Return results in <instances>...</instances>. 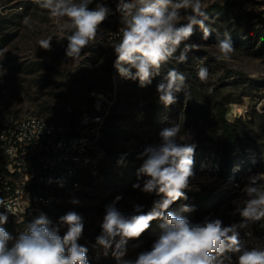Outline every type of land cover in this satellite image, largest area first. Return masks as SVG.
Segmentation results:
<instances>
[{"label": "rangeland", "instance_id": "374dc122", "mask_svg": "<svg viewBox=\"0 0 264 264\" xmlns=\"http://www.w3.org/2000/svg\"><path fill=\"white\" fill-rule=\"evenodd\" d=\"M112 1L118 0H93L89 8ZM202 4L212 35L203 40L201 29L195 27L187 43L201 48L188 52L185 63L169 61L151 84L141 87L138 80L123 78L114 67L113 47L120 42V30L103 22L96 42L73 59L65 54L70 33L61 27L64 21L57 24L34 0H0V115L43 117L63 126L78 123L83 111L101 116L97 171L74 197L78 203L71 200L45 213L53 225L68 211L81 215L84 230L78 243L88 248V264H135L139 253L150 250L162 233V221L151 222L138 239L128 242L127 254L120 259L111 250L105 255L96 244L105 208L117 196L122 199L116 207L129 215L134 205H142L147 212L162 198L144 194L133 184L138 182L143 163L140 154L147 146L158 145L159 133L174 124L196 149L187 198L175 202L170 210L179 212L181 205L194 206L192 213L180 214L193 222L211 215L220 218L224 226H239L243 218L236 208L247 199L243 189L249 178L261 174L258 186L264 187V15L250 14L254 9L246 0H202ZM187 12L190 10H181V15ZM25 17H30L31 27L23 23ZM226 36H230L234 51L229 60L222 61L217 59V43ZM48 38L51 48L45 50L39 41ZM202 65L209 71L206 82L197 76ZM171 68L184 73L186 85L176 94V103L165 107L156 89ZM97 99L102 101L100 106ZM218 100L227 104L226 118L237 134L233 151L227 154L233 163L230 169L222 168L226 145ZM140 182L142 186V178ZM33 219L9 220L4 228L17 237ZM258 223L264 227V220ZM256 224L238 227L240 239L246 228ZM66 231V226L60 227L59 234ZM233 261L235 264V255Z\"/></svg>", "mask_w": 264, "mask_h": 264}, {"label": "clouds", "instance_id": "9594fccd", "mask_svg": "<svg viewBox=\"0 0 264 264\" xmlns=\"http://www.w3.org/2000/svg\"><path fill=\"white\" fill-rule=\"evenodd\" d=\"M34 2L47 10L57 24L64 21L61 27L70 33L66 36L65 54L73 59L96 42L100 26L111 12L103 3L90 9L93 0ZM181 10L190 12L182 16ZM116 11L122 17L123 27L120 42L113 47L114 67L123 78L138 80L141 87L151 84L169 61L174 60L177 65L185 63L188 52L201 48L198 44L187 43L195 27L201 29L203 40L212 35L206 24L209 17L202 0H118ZM23 23L31 27L30 17H25ZM39 46L50 50L51 38L41 39ZM217 48L220 53L217 59L229 60L234 51L230 36L218 40ZM197 76L206 82L208 68L199 67ZM185 85L184 73L177 68L169 69L157 85L159 101L165 107L176 103V94L183 92ZM159 135L160 143L147 146L138 157L143 163L133 188L162 198L154 201L147 212L142 205H134L130 215L116 207L121 196L107 205L102 231L96 238L104 254L111 250L114 257L123 258L128 242L138 239L150 228L151 222L161 220L162 233L150 250L139 253L135 264H234L233 255L236 256L235 264H264V248L258 245L249 248L237 231L238 227L264 220V187L258 186L261 174L250 177L243 189L247 199L240 202L242 207L236 208L243 218L241 225L224 226L220 218L211 215L193 222L180 213H192L194 206L181 205L179 212L170 209L178 200L187 198L185 191L190 190V178L194 175L196 145L186 142V134L181 137L178 124L163 129ZM0 207L5 209L0 212V225H4L8 214H13V201L0 198ZM63 226L67 231L61 236L59 232ZM83 230V218L75 211L59 217L57 225L41 212L17 237L0 226V264H88V248L78 243ZM9 242H12L11 247Z\"/></svg>", "mask_w": 264, "mask_h": 264}, {"label": "built area", "instance_id": "2783aa9c", "mask_svg": "<svg viewBox=\"0 0 264 264\" xmlns=\"http://www.w3.org/2000/svg\"><path fill=\"white\" fill-rule=\"evenodd\" d=\"M246 1L264 15V0ZM117 3H104L111 9L104 23L120 30L123 21ZM101 103L97 99L96 105ZM100 120L88 111L70 126L43 117L0 115V198L13 201L8 221L35 218L74 199L98 168ZM242 240L249 248H264V227L257 222L246 228Z\"/></svg>", "mask_w": 264, "mask_h": 264}, {"label": "trees", "instance_id": "16d2710c", "mask_svg": "<svg viewBox=\"0 0 264 264\" xmlns=\"http://www.w3.org/2000/svg\"><path fill=\"white\" fill-rule=\"evenodd\" d=\"M232 3V1H229L228 4ZM223 8V7H221ZM255 10H252L250 14L258 16L260 13H257ZM259 14V15H258ZM261 23L264 26V17L261 19ZM216 107L218 110V116H219V121H220V126L221 130L224 134V140H225V145H226V157L224 158L222 162V168L228 167L230 169L232 167V162L228 160L227 154L230 155L231 152L233 151V145L237 140V134L233 128V124L227 120L226 118V113H227V104L223 101H216ZM197 200L200 201L201 198L197 197ZM48 210V209H47Z\"/></svg>", "mask_w": 264, "mask_h": 264}]
</instances>
